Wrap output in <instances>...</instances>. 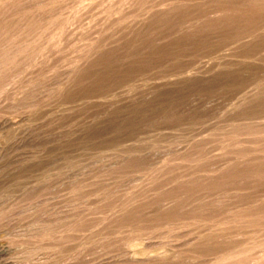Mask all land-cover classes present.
Returning a JSON list of instances; mask_svg holds the SVG:
<instances>
[{
	"label": "rangeland",
	"instance_id": "1",
	"mask_svg": "<svg viewBox=\"0 0 264 264\" xmlns=\"http://www.w3.org/2000/svg\"><path fill=\"white\" fill-rule=\"evenodd\" d=\"M0 264H264V0H0Z\"/></svg>",
	"mask_w": 264,
	"mask_h": 264
}]
</instances>
